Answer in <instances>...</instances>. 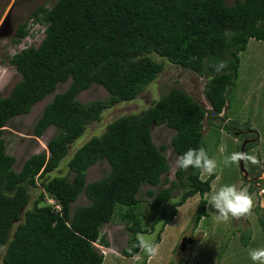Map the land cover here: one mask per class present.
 <instances>
[{"label":"trees","instance_id":"1","mask_svg":"<svg viewBox=\"0 0 264 264\" xmlns=\"http://www.w3.org/2000/svg\"><path fill=\"white\" fill-rule=\"evenodd\" d=\"M30 16L44 27L43 37L36 47L8 58L19 81L0 97V264H102L94 245L108 248L100 228L115 220L128 235L129 248L121 255L132 258L141 252L137 234L159 226L153 240L158 244L178 208L194 196L196 227L206 215L204 196L214 175L201 179L199 169L176 168L174 179L168 180L165 147L153 144L151 128L164 125L173 131L170 147L176 157L189 148L208 152L202 134L205 118L209 127L231 134L222 126L223 108L229 106L238 77L239 54L249 40L264 41V0H235L229 6L224 0H55L49 9L38 6ZM28 31L26 24L17 26L13 42L19 43ZM153 56L202 78L208 109L171 88L142 111L107 123L100 135L72 152L66 175L51 176L86 126L118 103L133 101L156 79L162 63ZM221 61L227 66L217 73L213 66ZM64 83L66 89L52 96L31 127L34 138L49 127L55 133L45 151L28 156L16 172L14 157L5 152L4 128ZM92 84L102 87L107 97L77 101ZM101 161L108 172L87 183V170ZM247 169L255 173L253 167ZM144 186L147 227L138 197ZM31 190L37 192L32 200ZM80 194L88 203L70 210ZM46 196L58 210L44 204ZM258 222L264 231L261 217ZM250 238L249 231H238L240 246H248Z\"/></svg>","mask_w":264,"mask_h":264},{"label":"rangeland","instance_id":"2","mask_svg":"<svg viewBox=\"0 0 264 264\" xmlns=\"http://www.w3.org/2000/svg\"><path fill=\"white\" fill-rule=\"evenodd\" d=\"M235 0H224L229 6ZM55 0H0V97H5L12 86L19 81V75L8 64V58L27 47H36L43 37V26L32 22L31 13L38 7L49 9ZM26 24L28 34L19 43H14V33L17 26ZM153 58L162 63V71L156 79L150 83L131 102H120L113 108L105 110L101 114L100 121L86 126L85 131L72 146L69 147L67 155L60 161L58 170L51 176L66 175V163L72 152L89 138L102 133L105 125L113 119L130 114L138 113L148 107L164 95L169 89L177 88L205 109L208 105L203 96L204 80L196 74L185 71L180 67L168 63L166 60ZM239 70L235 87L228 98V107L225 106L224 114L228 121L237 122L240 126L247 124L254 132L250 136L254 144L246 152L254 155L259 165L247 164L253 167L255 173L248 176L247 180L241 178L238 166H224L222 161L225 155L238 152L239 142L231 134L225 133L218 127H209L206 118L202 122V134L208 142V156L217 160L218 168L213 174L211 190L204 196L206 200V215L202 217L193 227V218L197 210L198 196L191 197L181 205L171 224L164 227L161 235L159 253L156 257H147L142 249L140 254L126 258L121 255L122 250L129 248L127 244L128 235L123 225L114 221L100 228V235L108 242V248L97 244L94 247L103 256L102 264H253L250 259L249 250L264 248V231L259 225V217L264 223V41L255 42L249 40L245 51L239 54ZM67 83L58 84L54 93L48 95L42 101L36 103L27 115L13 118L4 128L2 139L4 141L6 154L14 157V170L19 171L23 161L32 154L45 151L46 141L55 133L53 127H49L40 138L31 135V127L39 116L42 108L52 99L56 93L64 91ZM107 97L106 91L97 84H92L87 90L82 91L76 100L82 104L91 101L103 100ZM220 116H222L220 114ZM151 139L156 147L164 146L162 152L167 160L169 170L166 174L168 180H173L176 169L177 157L170 147V139L173 131L164 125L151 128ZM217 141V143L215 141ZM211 142L216 143L214 146ZM108 172V166L101 161L91 166L86 173V182L102 178ZM207 176L201 171V179ZM253 178V179H252ZM235 184L237 187L245 188L252 195L255 203L253 214L239 220L229 219L228 222H217L216 212L208 205V200L213 192L221 185ZM144 186L138 195L140 199V210L143 225L148 226L150 212L146 206V198L143 193L147 189ZM156 190L157 187L151 188ZM35 190L30 191V199L36 195ZM177 194H173V199ZM88 202L83 194H80L74 203L70 204V210L77 206L86 205ZM159 226L152 233L144 234L146 238L154 240ZM238 231H249L251 238L248 246H240L238 242ZM182 238L188 240L182 249L179 244ZM222 252L220 253V250Z\"/></svg>","mask_w":264,"mask_h":264},{"label":"clouds","instance_id":"3","mask_svg":"<svg viewBox=\"0 0 264 264\" xmlns=\"http://www.w3.org/2000/svg\"><path fill=\"white\" fill-rule=\"evenodd\" d=\"M226 66V62L221 61L213 67L219 73ZM241 162L246 165H259L260 163L254 155L244 152H233L230 155H225L222 161L224 166L239 165ZM218 166L217 160L210 158L203 147L189 148L175 161L177 169L183 171H187L189 168L199 169L209 176L216 172ZM261 178L264 179V177ZM208 205L215 210L217 222H228L230 218L239 220L251 216L256 206L248 190L237 187L235 184H225L218 187L210 196ZM137 247L153 258L159 253V246L153 240L146 238L144 234H137ZM248 254L253 264H264V248L250 249Z\"/></svg>","mask_w":264,"mask_h":264},{"label":"flooded vegetation","instance_id":"4","mask_svg":"<svg viewBox=\"0 0 264 264\" xmlns=\"http://www.w3.org/2000/svg\"><path fill=\"white\" fill-rule=\"evenodd\" d=\"M222 126L225 129L229 130L231 132V135L234 136V138L238 140V142H239L238 150H239L241 144L245 143L244 149H245V153H246L249 150V146L254 144L255 139L250 138V136L254 135V132L252 130H250L249 127L240 126L239 124L237 126H233L232 124H230V121H228V119H224L222 121ZM244 168H245V171L247 173V177L252 176V174H250L248 172V169H247L248 167L246 166L245 163H244Z\"/></svg>","mask_w":264,"mask_h":264},{"label":"water","instance_id":"5","mask_svg":"<svg viewBox=\"0 0 264 264\" xmlns=\"http://www.w3.org/2000/svg\"><path fill=\"white\" fill-rule=\"evenodd\" d=\"M225 108H223V111H224ZM244 146H245V143H242L238 152H244L245 153V149H244ZM238 166V171L239 173L241 174V178L243 180H247V173L245 171V168H244V162H241ZM188 240H186L185 238H182L181 241H180V244H179V248L182 249L184 247V244L187 243Z\"/></svg>","mask_w":264,"mask_h":264},{"label":"built area","instance_id":"6","mask_svg":"<svg viewBox=\"0 0 264 264\" xmlns=\"http://www.w3.org/2000/svg\"><path fill=\"white\" fill-rule=\"evenodd\" d=\"M44 204L51 205L54 207L55 210H58V206L54 205V200L49 196L45 197Z\"/></svg>","mask_w":264,"mask_h":264}]
</instances>
